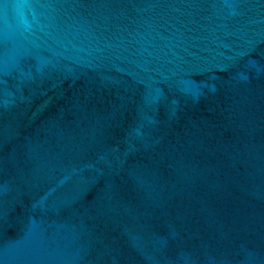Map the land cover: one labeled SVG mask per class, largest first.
I'll return each mask as SVG.
<instances>
[{
  "label": "water",
  "instance_id": "95a60500",
  "mask_svg": "<svg viewBox=\"0 0 264 264\" xmlns=\"http://www.w3.org/2000/svg\"><path fill=\"white\" fill-rule=\"evenodd\" d=\"M0 264H264V0H0Z\"/></svg>",
  "mask_w": 264,
  "mask_h": 264
}]
</instances>
